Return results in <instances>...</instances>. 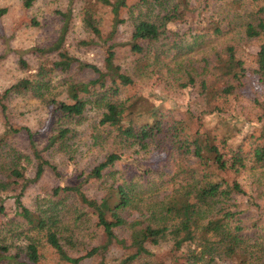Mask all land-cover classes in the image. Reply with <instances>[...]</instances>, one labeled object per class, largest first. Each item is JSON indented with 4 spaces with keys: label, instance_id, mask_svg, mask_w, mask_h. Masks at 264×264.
<instances>
[{
    "label": "trees",
    "instance_id": "16d2710c",
    "mask_svg": "<svg viewBox=\"0 0 264 264\" xmlns=\"http://www.w3.org/2000/svg\"><path fill=\"white\" fill-rule=\"evenodd\" d=\"M35 1L25 0L24 7ZM85 1L82 26L92 36L86 45L102 39L98 6L112 15L108 40L124 25L129 37L104 44L101 66L83 62L66 46L74 16L69 9L58 12L63 27L56 42L34 50L45 59L37 72L20 58L29 74L1 98L0 146L23 134L28 148L15 151L13 162L1 168L0 264H42L47 250L60 264H166L159 253L169 248L187 255L188 264H264V0H200L198 7L189 0ZM122 52L132 59L128 65L120 62ZM74 66L94 78L66 79L64 89L53 93L57 72ZM155 77L159 105L132 94ZM247 81L260 83L250 98ZM11 94L39 99L64 128L40 147L31 128H15L6 114L3 100ZM171 98L174 108L166 105ZM90 109L100 116L107 152L83 180L74 179L47 153L57 145L64 151L73 126ZM143 113L153 121L135 123ZM229 116L256 119L261 129L220 142L231 155L232 179L211 162L222 161L218 138L210 151L199 138L206 117ZM50 173L62 182L38 188Z\"/></svg>",
    "mask_w": 264,
    "mask_h": 264
},
{
    "label": "rangeland",
    "instance_id": "374dc122",
    "mask_svg": "<svg viewBox=\"0 0 264 264\" xmlns=\"http://www.w3.org/2000/svg\"><path fill=\"white\" fill-rule=\"evenodd\" d=\"M192 7H198L196 4L200 0H189ZM251 1V0H249ZM263 1V0H261ZM85 0H36L30 9L24 7L25 0H0V135L4 130V114L2 111V97L4 93L20 79L24 78L29 72H25L21 67L20 58L28 61L31 65V73L37 72V66L45 61L41 54L35 53L36 48H46L54 44L58 39L63 27V19L58 12H66L72 10L74 12L73 20L68 33L66 46L71 54L83 62L95 63L102 65L106 57L104 44L111 45L114 42H124L129 37L128 25L121 26L115 39L109 41L108 36L111 31L112 15L106 7L98 6L97 18L102 21V39H95V43L91 46L84 42L90 41L92 36L82 26L83 6ZM94 2V0H93ZM206 0H204V3ZM221 4V0H213L214 3ZM206 4V3H205ZM212 9V7H211ZM6 10L2 14V11ZM208 14L211 15L209 11ZM36 20L37 25L33 26L31 21ZM117 49H119L117 47ZM131 58L124 52L121 53L120 62L128 65ZM54 78V89L52 92H61L64 89L65 81L85 80L89 81L94 78V74L89 71H82L79 67L74 66L69 73L57 72ZM259 81H247V87L244 91L249 98L252 97L255 89L258 88ZM159 77H155L151 81H141L137 84V89L133 90L132 94L144 97L147 102L152 104L160 103L161 87ZM162 97V96H161ZM186 96H181L178 104H184ZM174 98L169 99L166 105L170 108L176 107L173 103ZM3 104L7 106L9 119L15 128L29 127L35 134V139L40 147H45L48 138L55 130L64 128V121L55 116V113L47 107L46 104L36 100L33 96L11 94ZM233 111V107L231 108ZM169 114L173 116L172 112ZM179 115V114H178ZM134 122L143 124L152 122L153 119L146 113L134 116ZM100 116L97 111L90 109L85 117L80 121V124L74 125V132L64 142V151L59 150V145L53 149L52 154L47 153L48 158L57 162L61 166L62 174L73 177L74 179L81 178V175H88L93 168L102 161L106 155L102 132L99 129ZM205 128L201 131L199 138L203 140L205 149L210 151L211 144H215L214 137L218 138L216 145L220 149L222 161L211 160L214 164V169L222 173L229 179L234 178L233 172L230 169L231 155H227V150L224 149L220 142L225 138H231L234 134L249 135L252 132H261L258 121L256 119H246L239 117L235 119L232 116L212 119L205 118ZM209 130L207 139L203 136V132ZM191 130L198 135L196 123L191 124ZM240 138V137H239ZM8 142L3 141L0 146V175L3 164L13 162L15 151L25 152L28 148L27 137L23 134L11 135L6 138ZM231 140H233L231 138ZM230 140V141H231ZM6 142V143H5ZM236 142V141H232ZM248 145L252 143H249ZM5 143V144H4ZM112 152V147L111 150ZM208 158H214L212 153L207 155ZM131 159V160H130ZM134 159L129 158L128 163ZM156 159H152L151 163H155ZM123 168L125 166H122ZM121 169V168H120ZM85 178V177H84ZM81 178L82 180L84 179ZM62 178H56L53 174H48L43 182L38 185L52 187L54 184L62 182ZM81 180V181H82ZM92 189L89 193L92 194ZM13 203L11 201L10 213H13ZM119 250H115V255L119 256ZM114 255V256H115ZM160 261L166 264H188V257L175 250L165 249L159 253ZM95 261L89 264H97ZM42 264H60L57 262L55 255L51 251L44 252V261Z\"/></svg>",
    "mask_w": 264,
    "mask_h": 264
}]
</instances>
